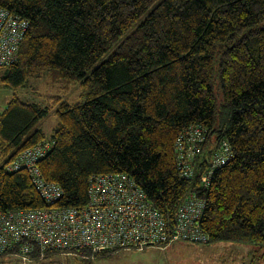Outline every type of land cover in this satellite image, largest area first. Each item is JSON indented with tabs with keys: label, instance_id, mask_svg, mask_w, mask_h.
<instances>
[{
	"label": "trees",
	"instance_id": "1",
	"mask_svg": "<svg viewBox=\"0 0 264 264\" xmlns=\"http://www.w3.org/2000/svg\"><path fill=\"white\" fill-rule=\"evenodd\" d=\"M0 6L29 21L1 82L19 89L48 74L53 86L81 88V100L50 95L46 106L15 93L0 113L1 210L46 205L25 169L6 166L46 139L43 121L55 113L53 145L38 164L62 187L57 205H84L94 174L126 172L171 223L196 191L206 199L209 242L264 245V0H0ZM194 123L234 151L207 188L199 174L181 179L175 161V140Z\"/></svg>",
	"mask_w": 264,
	"mask_h": 264
},
{
	"label": "built area",
	"instance_id": "2",
	"mask_svg": "<svg viewBox=\"0 0 264 264\" xmlns=\"http://www.w3.org/2000/svg\"><path fill=\"white\" fill-rule=\"evenodd\" d=\"M29 27L22 15L0 6V67L15 63ZM201 123L186 127L174 143L181 179L199 174L208 187L213 173L234 156L231 143L209 139ZM50 149L47 139L21 151L7 171L25 169L46 205L8 211L0 209V258L15 264H66L65 257L94 259L120 249L166 247L175 241L209 243L202 227L206 199L192 191L178 205L174 223L126 172L94 174L88 183V201L80 206H59L63 190L43 176L39 161ZM82 250L89 253L83 254Z\"/></svg>",
	"mask_w": 264,
	"mask_h": 264
},
{
	"label": "rangeland",
	"instance_id": "3",
	"mask_svg": "<svg viewBox=\"0 0 264 264\" xmlns=\"http://www.w3.org/2000/svg\"><path fill=\"white\" fill-rule=\"evenodd\" d=\"M5 67H0V113L15 93L27 101L41 106L49 103L50 95H63L71 103L81 100V88L77 84L53 86L48 74L30 79L19 89L1 82ZM69 88V90H68ZM71 90V91H70ZM57 124V116L50 113L43 121L46 139L53 145L51 134ZM80 258V257H79ZM82 259V258H80ZM66 264H264V245L253 242L221 240L209 243L175 241L166 247H149L144 250L120 249L94 259L79 260L65 257ZM0 264H15L12 258H0Z\"/></svg>",
	"mask_w": 264,
	"mask_h": 264
}]
</instances>
